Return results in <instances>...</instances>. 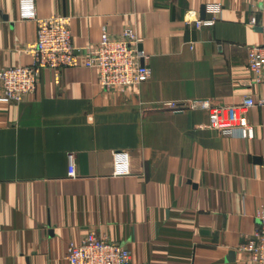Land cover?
<instances>
[{
  "label": "crops",
  "instance_id": "crops-1",
  "mask_svg": "<svg viewBox=\"0 0 264 264\" xmlns=\"http://www.w3.org/2000/svg\"><path fill=\"white\" fill-rule=\"evenodd\" d=\"M20 1L0 0V68L32 61L37 22ZM211 2L218 20L197 27ZM34 4L38 17L65 16L85 52L103 28L132 27L152 74L108 91L96 68H45L33 94L0 102V264H69V242L92 228L130 248L131 264H250L240 247L264 203V107L248 112L250 137H224L206 110L167 104L264 95L247 68V46L264 42V0Z\"/></svg>",
  "mask_w": 264,
  "mask_h": 264
},
{
  "label": "built area",
  "instance_id": "built-area-1",
  "mask_svg": "<svg viewBox=\"0 0 264 264\" xmlns=\"http://www.w3.org/2000/svg\"><path fill=\"white\" fill-rule=\"evenodd\" d=\"M221 4H206L204 18H196L197 27L212 26L220 16ZM20 15L37 22V38L30 49L32 61L26 65L0 68V102L18 104L35 92L42 70L63 68L83 64L96 68L98 82L105 90H126L149 78L152 69L147 62L149 54L141 47L142 38L132 27H126L118 36H112L103 28L97 45L87 52L75 45L69 22L65 16L54 14L38 17L34 0L20 1ZM252 23L256 19L251 20ZM264 34V23L261 25ZM247 68L250 85H264V42L247 46ZM174 111L201 108L209 114V127L224 137H250L253 126L248 112L256 106L264 107V95L246 94L238 104H223L211 98L170 101ZM69 176L76 175L73 164ZM256 218L258 225L247 241L240 247L250 264H264V203L260 205ZM69 264H131L132 252L127 246L109 240L92 228L79 241L68 244Z\"/></svg>",
  "mask_w": 264,
  "mask_h": 264
},
{
  "label": "water",
  "instance_id": "water-1",
  "mask_svg": "<svg viewBox=\"0 0 264 264\" xmlns=\"http://www.w3.org/2000/svg\"><path fill=\"white\" fill-rule=\"evenodd\" d=\"M205 8H206V6H204V8H203V10H202V13H201L202 18H204V17L206 16Z\"/></svg>",
  "mask_w": 264,
  "mask_h": 264
},
{
  "label": "rangeland",
  "instance_id": "rangeland-1",
  "mask_svg": "<svg viewBox=\"0 0 264 264\" xmlns=\"http://www.w3.org/2000/svg\"><path fill=\"white\" fill-rule=\"evenodd\" d=\"M10 104H13V103H10Z\"/></svg>",
  "mask_w": 264,
  "mask_h": 264
}]
</instances>
